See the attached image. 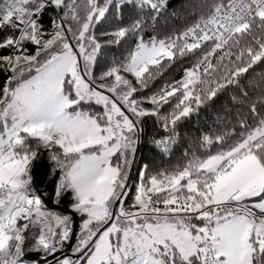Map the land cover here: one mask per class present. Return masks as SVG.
Returning <instances> with one entry per match:
<instances>
[{
    "label": "snow or ice",
    "instance_id": "6c2138e0",
    "mask_svg": "<svg viewBox=\"0 0 264 264\" xmlns=\"http://www.w3.org/2000/svg\"><path fill=\"white\" fill-rule=\"evenodd\" d=\"M0 264H264V0H0Z\"/></svg>",
    "mask_w": 264,
    "mask_h": 264
},
{
    "label": "trees",
    "instance_id": "16d2710c",
    "mask_svg": "<svg viewBox=\"0 0 264 264\" xmlns=\"http://www.w3.org/2000/svg\"><path fill=\"white\" fill-rule=\"evenodd\" d=\"M179 73H174V75H178ZM194 126V125H193ZM148 153H147V150H145L144 152H142V153H140V155L137 157V163H138V165H139V163H142V162H146V161H144V157L147 155ZM177 162H182V161H179V154H177V157L176 158H174V160H173V163L175 164V163H177Z\"/></svg>",
    "mask_w": 264,
    "mask_h": 264
},
{
    "label": "rangeland",
    "instance_id": "374dc122",
    "mask_svg": "<svg viewBox=\"0 0 264 264\" xmlns=\"http://www.w3.org/2000/svg\"><path fill=\"white\" fill-rule=\"evenodd\" d=\"M43 191H44V188L42 187V188H41V192H43Z\"/></svg>",
    "mask_w": 264,
    "mask_h": 264
}]
</instances>
